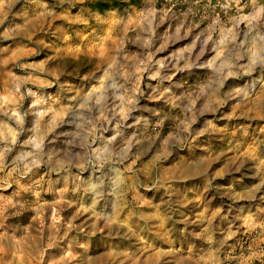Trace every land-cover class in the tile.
I'll return each mask as SVG.
<instances>
[{
	"label": "rangeland",
	"instance_id": "1",
	"mask_svg": "<svg viewBox=\"0 0 264 264\" xmlns=\"http://www.w3.org/2000/svg\"><path fill=\"white\" fill-rule=\"evenodd\" d=\"M262 243L264 0H0V264Z\"/></svg>",
	"mask_w": 264,
	"mask_h": 264
},
{
	"label": "crops",
	"instance_id": "2",
	"mask_svg": "<svg viewBox=\"0 0 264 264\" xmlns=\"http://www.w3.org/2000/svg\"><path fill=\"white\" fill-rule=\"evenodd\" d=\"M257 241H255L256 243ZM262 254H264V251L262 252ZM260 261H261V264H264V255L260 257Z\"/></svg>",
	"mask_w": 264,
	"mask_h": 264
},
{
	"label": "built area",
	"instance_id": "3",
	"mask_svg": "<svg viewBox=\"0 0 264 264\" xmlns=\"http://www.w3.org/2000/svg\"><path fill=\"white\" fill-rule=\"evenodd\" d=\"M258 249L259 250H264V243H262L261 245H259ZM252 264H255V263H252Z\"/></svg>",
	"mask_w": 264,
	"mask_h": 264
}]
</instances>
